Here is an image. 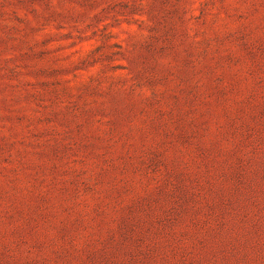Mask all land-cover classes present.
Segmentation results:
<instances>
[{"label":"rangeland","instance_id":"374dc122","mask_svg":"<svg viewBox=\"0 0 264 264\" xmlns=\"http://www.w3.org/2000/svg\"><path fill=\"white\" fill-rule=\"evenodd\" d=\"M0 264H264V0H0Z\"/></svg>","mask_w":264,"mask_h":264}]
</instances>
